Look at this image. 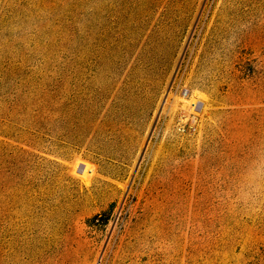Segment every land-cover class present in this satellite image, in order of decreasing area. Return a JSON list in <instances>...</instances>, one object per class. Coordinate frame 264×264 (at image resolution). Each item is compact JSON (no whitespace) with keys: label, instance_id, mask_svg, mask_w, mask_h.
Masks as SVG:
<instances>
[{"label":"rangeland","instance_id":"obj_1","mask_svg":"<svg viewBox=\"0 0 264 264\" xmlns=\"http://www.w3.org/2000/svg\"><path fill=\"white\" fill-rule=\"evenodd\" d=\"M57 1L0 0V264H264V0Z\"/></svg>","mask_w":264,"mask_h":264},{"label":"trees","instance_id":"obj_2","mask_svg":"<svg viewBox=\"0 0 264 264\" xmlns=\"http://www.w3.org/2000/svg\"><path fill=\"white\" fill-rule=\"evenodd\" d=\"M50 3H53L52 10L55 11V19L54 24L60 25L62 28L67 30H71L69 25L72 22L71 8H69L70 4L68 3L66 6L57 0H49ZM68 31V32H69Z\"/></svg>","mask_w":264,"mask_h":264}]
</instances>
